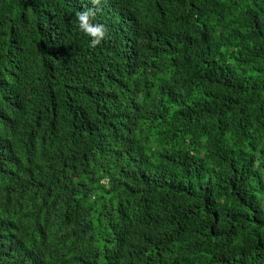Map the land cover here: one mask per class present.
Listing matches in <instances>:
<instances>
[{
    "label": "trees",
    "instance_id": "obj_1",
    "mask_svg": "<svg viewBox=\"0 0 264 264\" xmlns=\"http://www.w3.org/2000/svg\"><path fill=\"white\" fill-rule=\"evenodd\" d=\"M86 6L0 0V264H264V0Z\"/></svg>",
    "mask_w": 264,
    "mask_h": 264
},
{
    "label": "clouds",
    "instance_id": "obj_2",
    "mask_svg": "<svg viewBox=\"0 0 264 264\" xmlns=\"http://www.w3.org/2000/svg\"><path fill=\"white\" fill-rule=\"evenodd\" d=\"M86 5H91V7L86 6L81 11L76 12V19L79 29L86 35L91 37L90 46L96 47L102 41L109 38L108 27L100 22L95 21L97 11L100 5L105 2V0H84ZM103 182H107L106 179Z\"/></svg>",
    "mask_w": 264,
    "mask_h": 264
}]
</instances>
